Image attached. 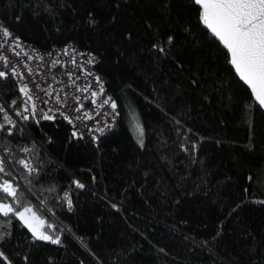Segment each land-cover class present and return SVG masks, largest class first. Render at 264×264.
Returning a JSON list of instances; mask_svg holds the SVG:
<instances>
[{
  "label": "trees",
  "instance_id": "1",
  "mask_svg": "<svg viewBox=\"0 0 264 264\" xmlns=\"http://www.w3.org/2000/svg\"><path fill=\"white\" fill-rule=\"evenodd\" d=\"M197 9L193 0H0L12 39L94 53L117 112L95 143L73 137L63 118L43 119L42 104L24 111L27 97L0 62L9 73L0 105L13 122L0 113V185L17 192L0 187V201L14 213L30 207L60 237L36 239L0 213V264H264V112ZM168 36L165 53L153 48Z\"/></svg>",
  "mask_w": 264,
  "mask_h": 264
},
{
  "label": "snow or ice",
  "instance_id": "2",
  "mask_svg": "<svg viewBox=\"0 0 264 264\" xmlns=\"http://www.w3.org/2000/svg\"><path fill=\"white\" fill-rule=\"evenodd\" d=\"M194 4L198 6V20L203 23V25L208 29L213 37H215L220 44L223 45V48L226 49L225 56L227 57L230 54V60L228 61L235 70V73L239 76V79L246 84L250 90L251 94L254 97L255 101L258 102L261 108H264V0H193ZM12 34L3 26H0V38L2 37H11ZM174 38L168 36L166 41L163 44H153V48L157 49L160 53H165L167 45L173 43ZM16 47L20 46L19 38H15L13 41ZM3 43H0V47H3ZM15 51V49H13ZM66 51V50H65ZM19 55V52L16 53ZM31 59V57H29ZM0 62L7 64V57L0 55ZM89 63L93 61L89 60ZM54 65L60 63L59 61H53ZM72 63L75 64V59L72 60ZM31 72V69H28ZM11 74L16 75V69H11ZM9 73L5 71H0V78H6ZM69 78H72V73L67 74ZM79 79V77H77ZM96 82L100 84L99 94H104L103 85L100 83V77H96ZM72 83L75 84V80H72ZM39 87V85H37ZM77 91L88 92L89 88L85 87L83 89H77ZM20 92L23 93L27 100L25 101L24 111H29L28 105H31L32 109L36 108V104L33 102V97L29 94V89L27 84L20 88ZM51 95V93H49ZM98 93L93 91L91 93L92 102L96 103V97ZM87 98V97H85ZM77 100L80 98L77 97ZM57 102H60L61 97L59 94H56ZM13 104L16 102L13 101ZM46 103V101H45ZM104 105L111 106L112 109L116 108L115 101H112L111 98H106L103 100ZM82 107V105H81ZM81 107L76 108V111H80ZM0 113H4L3 119L7 121L8 124H12V120L7 115L3 106H0ZM43 119H53L52 115L46 113L42 114ZM67 119V117H65ZM80 118V117H78ZM91 117L85 113L83 119H90ZM23 119H29L28 116H23ZM72 121L69 120V123ZM179 125V121H176ZM5 127L4 124H0V129ZM140 136L144 134L143 127L138 125ZM10 132L11 129H8ZM103 131V129H99ZM178 134L179 130H178ZM73 136L77 135V132L73 131ZM140 144L143 146V139H140ZM194 148L195 145L193 144ZM23 151H29V149L24 148ZM187 151L188 149L185 148ZM5 160L0 158V173L4 172ZM19 164L23 165L24 168H27L29 172L35 171L32 166L24 161L20 160ZM251 180L252 177L249 176ZM73 183L78 188H83L84 185L79 181H73ZM2 187L3 193L11 197H16L17 192L13 185L5 180ZM247 191V190H245ZM67 204L69 207L72 205V200L70 194L66 193ZM259 203H264V201H258ZM235 211V209L233 210ZM0 213H3L4 216L13 214L18 216L24 225L27 226L33 236L36 239L49 241L52 244H59L60 237L58 235L50 234L48 231H42L41 225L44 224L37 216L36 213L32 211L30 207H25L23 212H15L11 204H0ZM25 213H31L30 216L25 215ZM52 225L48 224L47 228L52 229ZM0 239H3V236L0 235ZM0 256H3V253L0 252Z\"/></svg>",
  "mask_w": 264,
  "mask_h": 264
},
{
  "label": "built area",
  "instance_id": "3",
  "mask_svg": "<svg viewBox=\"0 0 264 264\" xmlns=\"http://www.w3.org/2000/svg\"><path fill=\"white\" fill-rule=\"evenodd\" d=\"M13 41L12 37L0 38V43L4 45L0 47V55L7 57V64L3 63L5 68L16 69L18 86L23 87L27 84L29 94L35 102L42 104L49 115L63 118L69 126L71 135L73 131L77 132L76 136L72 135L73 137L88 138L95 143L117 115L116 108L112 109L110 104H103V100L109 97L101 79L104 94H99L100 84L96 82L98 76L91 67L96 60L95 54L73 42H66L50 51H43L22 42L16 47ZM73 59L76 61L75 64L72 63ZM89 60L93 62L89 63ZM53 61L60 63L54 65ZM29 68L31 72L28 71ZM68 73H72L71 79ZM72 80H75V84ZM85 87L89 88L88 92L77 91L78 88ZM93 91L98 93L96 103L92 102ZM56 94L60 95V102H57ZM77 97L80 99L77 100ZM78 107H81L80 111H76ZM85 113L91 118L83 119ZM69 120L72 122L69 123Z\"/></svg>",
  "mask_w": 264,
  "mask_h": 264
},
{
  "label": "water",
  "instance_id": "4",
  "mask_svg": "<svg viewBox=\"0 0 264 264\" xmlns=\"http://www.w3.org/2000/svg\"><path fill=\"white\" fill-rule=\"evenodd\" d=\"M203 24V23H202ZM205 27V26H204ZM206 28V27H205ZM208 30V29H207ZM208 32L210 33V31L208 30ZM210 35H211V33H210ZM215 38V37H214ZM216 39V38H215ZM217 40V39H216ZM218 41V40H217ZM218 43L220 44V42L218 41ZM222 47H223V45L222 44H220ZM226 50V49H225ZM227 51V50H226ZM228 58H229V60H230V54L228 55ZM231 65V64H230ZM231 67H232V65H231ZM232 69H233V71H234V73H235V70H234V68L232 67ZM236 74V73H235ZM236 76L238 77V79H239V76L236 74ZM240 80V79H239ZM241 81V80H240ZM242 83H243V81H241ZM244 84V83H243ZM246 87H247V89L249 90V92H250V94H251V90H250V88L246 85V84H244ZM251 96H252V94H251ZM252 98L254 99V97L252 96ZM254 101H255V99H254ZM256 102V101H255ZM257 103V105L259 106V104H258V102H256ZM260 107V106H259ZM261 108V107H260ZM261 110L264 112V108H261Z\"/></svg>",
  "mask_w": 264,
  "mask_h": 264
},
{
  "label": "rangeland",
  "instance_id": "5",
  "mask_svg": "<svg viewBox=\"0 0 264 264\" xmlns=\"http://www.w3.org/2000/svg\"><path fill=\"white\" fill-rule=\"evenodd\" d=\"M0 204H9V203H4L0 201ZM24 208H22L21 210H19L18 212H23ZM25 215L30 216L31 213H25ZM18 217V216H17ZM38 217V216H37ZM19 218V217H18ZM39 218V217H38ZM40 219V218H39ZM23 223V221H21ZM24 224V223H23ZM27 227V226H26ZM28 228V227H27ZM29 229V228H28ZM30 230V229H29ZM42 231H45L44 229L41 228ZM31 231V230H30ZM32 233V232H31Z\"/></svg>",
  "mask_w": 264,
  "mask_h": 264
}]
</instances>
